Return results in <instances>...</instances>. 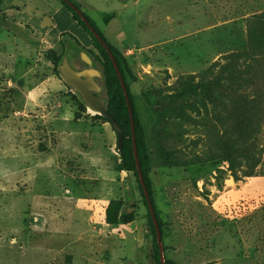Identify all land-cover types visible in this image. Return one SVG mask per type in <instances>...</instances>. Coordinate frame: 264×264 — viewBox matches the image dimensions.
<instances>
[{
    "label": "rangeland",
    "instance_id": "1",
    "mask_svg": "<svg viewBox=\"0 0 264 264\" xmlns=\"http://www.w3.org/2000/svg\"><path fill=\"white\" fill-rule=\"evenodd\" d=\"M71 1L126 60L161 264H264V122L259 164L244 177L243 163L234 179L210 106L190 97L199 109L192 111L164 98L178 77L245 51L248 21L264 12V0ZM60 6L0 0V264H147L152 235L134 173L117 169L114 131L53 64L84 52L102 69L91 40ZM45 17L55 26H42ZM256 83L264 94V61ZM180 104L190 120L168 110ZM114 200L131 223L105 222Z\"/></svg>",
    "mask_w": 264,
    "mask_h": 264
},
{
    "label": "trees",
    "instance_id": "2",
    "mask_svg": "<svg viewBox=\"0 0 264 264\" xmlns=\"http://www.w3.org/2000/svg\"><path fill=\"white\" fill-rule=\"evenodd\" d=\"M58 1L64 10L70 14L75 24L91 40L94 48L92 55L96 62L101 65L104 73V85L108 102L107 111L118 124L120 132L123 135V145L118 152L120 161L117 169L134 173L139 191L147 208L135 167L128 107L131 110L134 125V146L144 183L151 198L155 219L158 222V227H160L151 197L145 133L136 109L134 96L126 81V73H128L126 60L115 46L106 41L95 23L81 11L78 4L69 0L80 11V14L92 28V31L70 6L62 0ZM94 33L98 35L102 44L94 36ZM65 34L69 35L70 38L79 44L78 40L72 34L63 32L60 34V37H63ZM246 44L247 49L245 51L230 52L221 56L222 60L213 62L202 75L190 74L178 77L176 80V88L172 87V92L164 96L167 103L177 104L182 101L192 111H198L199 109L194 103L188 101L190 97L198 96V101H200L202 108L205 110L207 109V105L210 106L215 120L218 121L221 127L219 143L223 151V159L226 161L227 168L231 171L234 179H237L235 169L239 166L242 168L243 163L247 166L242 176L247 177L252 175L254 168L260 162L258 155V133L261 123L264 122V94L259 89H256V80L260 64L264 61V12L253 15L249 19ZM106 49L110 51L115 59L119 74L124 81L128 105L118 75L115 72ZM53 61L56 67L60 65L58 58H55ZM196 77H198V80L194 82L193 78ZM80 106L83 107V104L80 103ZM168 110L182 119H191L182 104L178 107L169 108ZM97 116L104 123H109L106 118L98 114ZM121 203V201L115 200L109 202L105 210L106 223L126 225L133 221L132 214L120 211ZM147 224L152 235L150 246L152 249L153 263L161 264L160 247L156 240L148 208Z\"/></svg>",
    "mask_w": 264,
    "mask_h": 264
},
{
    "label": "water",
    "instance_id": "3",
    "mask_svg": "<svg viewBox=\"0 0 264 264\" xmlns=\"http://www.w3.org/2000/svg\"><path fill=\"white\" fill-rule=\"evenodd\" d=\"M65 2L68 6L72 8L83 20L85 25L92 31V28L89 26V24L86 22V20L82 17L80 14V11L72 4L69 0H62ZM52 21L50 18L45 17L44 21L42 22V26L45 25H52ZM94 36L99 40V42L102 44V41L99 39L98 35L94 33ZM104 46V45H103ZM108 52V55L110 57V60L113 64V67L115 69L116 74L118 75L122 91L124 93L126 103L128 105V98H127V92L124 85V81L122 80L119 69L116 64L115 59L113 58L112 54L108 49H106ZM76 64L77 66H74ZM83 64V66H81ZM101 68V67H100ZM59 71L67 85L80 97L82 103L88 107L91 111L94 113L106 118L108 120V124L112 128V130L115 133L116 136V147L117 151L119 152L123 145V135L120 132L118 124L114 121V119L109 115L107 111V92L105 85L103 83L99 84L96 80L99 79L100 81L104 80V73L103 69H97L94 67L93 60L88 57L84 52H78L74 55H66L62 57L60 65H59ZM99 94H105L106 99L103 97L98 96ZM128 112L130 116V131H131V138L133 140V153H134V160H135V167L138 175L139 184L142 188L143 195L146 200L147 208L149 211V214L151 216V220L153 223L155 236L158 245H160V233L158 231L157 222L154 215L153 205L151 202V198L149 196V192L145 186L144 179L140 170L139 161L136 154V149L134 146V125L132 121V115L131 110L128 107ZM137 238H140V231ZM142 244V242H140ZM147 246V264H150L152 262V250L150 245L148 244V241H146Z\"/></svg>",
    "mask_w": 264,
    "mask_h": 264
},
{
    "label": "crops",
    "instance_id": "4",
    "mask_svg": "<svg viewBox=\"0 0 264 264\" xmlns=\"http://www.w3.org/2000/svg\"><path fill=\"white\" fill-rule=\"evenodd\" d=\"M62 9H64L62 6H60V7H58V8H56V11H58V12H61L62 11ZM70 16V15H69ZM71 17V16H70ZM51 18V21H52V27H54L55 26V23H54V20H53V18L52 17H50ZM76 29H78L77 31L79 32V28H76ZM59 32H61V31H58V33ZM79 33H81V32H79ZM82 34V33H81ZM83 35V34H82Z\"/></svg>",
    "mask_w": 264,
    "mask_h": 264
},
{
    "label": "bare ground",
    "instance_id": "5",
    "mask_svg": "<svg viewBox=\"0 0 264 264\" xmlns=\"http://www.w3.org/2000/svg\"><path fill=\"white\" fill-rule=\"evenodd\" d=\"M99 84H102V81H100L99 79L96 80ZM101 94H99L98 96H100ZM102 97V96H100Z\"/></svg>",
    "mask_w": 264,
    "mask_h": 264
}]
</instances>
